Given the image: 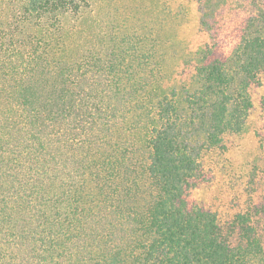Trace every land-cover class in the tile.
I'll return each instance as SVG.
<instances>
[{
  "label": "trees",
  "instance_id": "obj_1",
  "mask_svg": "<svg viewBox=\"0 0 264 264\" xmlns=\"http://www.w3.org/2000/svg\"><path fill=\"white\" fill-rule=\"evenodd\" d=\"M198 1L199 87L176 100L124 80V55L84 86L41 51L85 0H0V264H264V157L230 142L264 80V0ZM138 107L143 161L119 133Z\"/></svg>",
  "mask_w": 264,
  "mask_h": 264
},
{
  "label": "rangeland",
  "instance_id": "obj_2",
  "mask_svg": "<svg viewBox=\"0 0 264 264\" xmlns=\"http://www.w3.org/2000/svg\"><path fill=\"white\" fill-rule=\"evenodd\" d=\"M82 4L79 12L61 16L57 27L50 25L51 35L56 36L47 38L48 46H41L43 53L48 52L70 69L74 83H102L105 66L124 55L123 79L128 80V69L153 73L151 80L159 97L167 94L180 100L187 91L199 87L194 66L208 34L200 24L198 0H85ZM32 24L28 35L38 34L36 24ZM251 95L254 110L245 130L231 136L235 142H230L240 143L241 157L252 160L258 153L264 157V80ZM138 108L128 111L127 120L120 121L119 133L134 145L143 161L148 156L144 129L148 116ZM256 263L254 260L252 264Z\"/></svg>",
  "mask_w": 264,
  "mask_h": 264
}]
</instances>
